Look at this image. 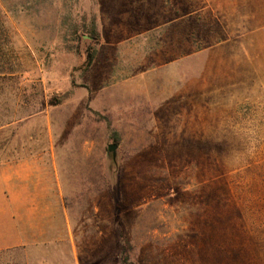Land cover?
I'll return each instance as SVG.
<instances>
[{"label": "rangeland", "instance_id": "1", "mask_svg": "<svg viewBox=\"0 0 264 264\" xmlns=\"http://www.w3.org/2000/svg\"><path fill=\"white\" fill-rule=\"evenodd\" d=\"M220 41L210 0H0V167L35 155L64 196L0 264H164L199 228L253 230L264 264V124L206 92Z\"/></svg>", "mask_w": 264, "mask_h": 264}, {"label": "crops", "instance_id": "2", "mask_svg": "<svg viewBox=\"0 0 264 264\" xmlns=\"http://www.w3.org/2000/svg\"><path fill=\"white\" fill-rule=\"evenodd\" d=\"M210 6L220 14V42L226 45L221 49L226 55L221 56V60L232 63L222 64L219 74L206 72V92L220 94V108L236 113L237 122L244 116L253 118L248 123L264 124V32L255 37L256 30L263 27L260 24L264 22V0H210ZM252 32L253 36L248 37ZM255 46L258 50L251 52ZM243 50L245 54H239ZM243 109L252 110V116L241 113ZM42 162L30 155L0 167V200L19 207L18 213L14 208L18 227L0 217V230L12 232L7 239L0 240V249L19 244L23 237L31 239L48 234L51 200H64V196L59 189V179L56 178L54 186V174L46 171L45 165L38 164ZM25 204L27 211L22 209ZM252 231L246 228L180 230V236L188 238L178 240L172 252H164V264H259L261 247L245 239ZM221 237L224 239L220 240Z\"/></svg>", "mask_w": 264, "mask_h": 264}, {"label": "water", "instance_id": "3", "mask_svg": "<svg viewBox=\"0 0 264 264\" xmlns=\"http://www.w3.org/2000/svg\"><path fill=\"white\" fill-rule=\"evenodd\" d=\"M116 147H117V145L116 144H110L109 146H108V151L109 152H112V156H113V158L115 157V149H116Z\"/></svg>", "mask_w": 264, "mask_h": 264}, {"label": "trees", "instance_id": "4", "mask_svg": "<svg viewBox=\"0 0 264 264\" xmlns=\"http://www.w3.org/2000/svg\"><path fill=\"white\" fill-rule=\"evenodd\" d=\"M1 63V62H0ZM1 65V64H0ZM0 73H1V71H0Z\"/></svg>", "mask_w": 264, "mask_h": 264}]
</instances>
